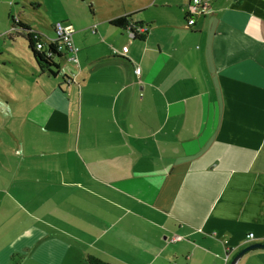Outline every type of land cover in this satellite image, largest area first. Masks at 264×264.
Instances as JSON below:
<instances>
[{"label": "crops", "instance_id": "0c3cea01", "mask_svg": "<svg viewBox=\"0 0 264 264\" xmlns=\"http://www.w3.org/2000/svg\"><path fill=\"white\" fill-rule=\"evenodd\" d=\"M4 2L0 20L20 3ZM203 2L191 26L193 0L20 17L46 38L72 24L78 62L51 75L0 46V264H231L264 243V0Z\"/></svg>", "mask_w": 264, "mask_h": 264}, {"label": "trees", "instance_id": "16d2710c", "mask_svg": "<svg viewBox=\"0 0 264 264\" xmlns=\"http://www.w3.org/2000/svg\"><path fill=\"white\" fill-rule=\"evenodd\" d=\"M31 5L34 8H39V2H31ZM12 21L14 24L22 30L23 35L26 36V43H27V51H31L33 57L38 62L41 70L43 72L48 71L51 75H56L61 70V61L65 59L66 52L65 50L58 49L55 45L50 44L47 40L45 35L37 30H33L31 25L26 22H23L21 19H16L15 16H12ZM112 24L117 25L119 27H129L130 30L134 33V37H140L142 33L139 32L137 29H134V25H138L141 27V23L133 22L131 19V15L120 16L113 19ZM54 28V25H53ZM21 33V34H22ZM46 41L42 48L38 47V43ZM18 256L17 253L13 255V260ZM89 264H108L103 262L97 258L89 257L88 258Z\"/></svg>", "mask_w": 264, "mask_h": 264}, {"label": "rangeland", "instance_id": "374dc122", "mask_svg": "<svg viewBox=\"0 0 264 264\" xmlns=\"http://www.w3.org/2000/svg\"><path fill=\"white\" fill-rule=\"evenodd\" d=\"M4 1L5 0H0V9L1 10L3 9V6L5 7V5H6ZM9 1H12V0H9ZM18 1L20 3H18L17 6L13 5L12 7H9V8H11V11H7V12H10L8 18H6V19L4 18V20H0V28H1V26H6L8 28L7 32L8 33L12 32V36L16 37L17 41L13 42V40L10 38V36L6 35L8 33L5 32L4 39H3L2 35H0V46H2L3 41L4 42L8 41L10 47H12L11 50H13L14 52L16 51L17 55L26 59V57L22 54V52H23L22 50H24L26 53H28V51L26 49L27 44H26L25 36L17 33L18 27L12 21L11 16L14 15L16 19H20V17H22L23 20H25L29 23H32V25L41 29V28H43L41 25L42 21H43L42 17L44 16L48 19L51 18L49 16V13L52 10L50 7L48 8L47 0H40V1L45 2L43 9H41L40 11H38L37 8L35 9L34 7H32V5H30V2L37 1V0H18ZM46 30H48V29H46ZM4 51L7 54V49H4ZM13 57H15V56L12 55V58ZM2 63L3 62L0 61V64H2ZM19 258H20V255H18L14 259V262L12 264H19L21 261V259H19Z\"/></svg>", "mask_w": 264, "mask_h": 264}, {"label": "built area", "instance_id": "2783aa9c", "mask_svg": "<svg viewBox=\"0 0 264 264\" xmlns=\"http://www.w3.org/2000/svg\"><path fill=\"white\" fill-rule=\"evenodd\" d=\"M194 5L189 7L187 12V24L189 26L195 23V16L201 14L207 10V5L203 0H193ZM139 31L143 32L146 30L144 27H139ZM75 28L72 24L66 23L65 21L58 20L54 23V36L49 38L47 41L50 44L55 45L60 50H65V63L67 65H74L78 62V47L74 43L73 33ZM46 41L38 43V47L42 48ZM117 50H115V53ZM135 72L139 75L141 73V68L137 66ZM250 237L254 238V234L250 233Z\"/></svg>", "mask_w": 264, "mask_h": 264}, {"label": "water", "instance_id": "95a60500", "mask_svg": "<svg viewBox=\"0 0 264 264\" xmlns=\"http://www.w3.org/2000/svg\"><path fill=\"white\" fill-rule=\"evenodd\" d=\"M254 248H264V243H253L247 247H245L244 249H242L240 251V253H238V255L235 256V258L233 259L231 264H236V261L239 259V257L242 256V254L248 250L254 249Z\"/></svg>", "mask_w": 264, "mask_h": 264}]
</instances>
